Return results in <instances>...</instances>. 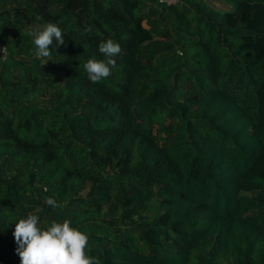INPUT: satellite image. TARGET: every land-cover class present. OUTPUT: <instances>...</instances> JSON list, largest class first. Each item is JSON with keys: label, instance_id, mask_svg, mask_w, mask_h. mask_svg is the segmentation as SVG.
Returning a JSON list of instances; mask_svg holds the SVG:
<instances>
[{"label": "trees", "instance_id": "1", "mask_svg": "<svg viewBox=\"0 0 264 264\" xmlns=\"http://www.w3.org/2000/svg\"><path fill=\"white\" fill-rule=\"evenodd\" d=\"M0 43V264L28 213L100 264H264V0H0Z\"/></svg>", "mask_w": 264, "mask_h": 264}, {"label": "clouds", "instance_id": "2", "mask_svg": "<svg viewBox=\"0 0 264 264\" xmlns=\"http://www.w3.org/2000/svg\"><path fill=\"white\" fill-rule=\"evenodd\" d=\"M28 35L32 37L36 57L43 59L44 63L52 60L50 46L53 39L59 45L65 42L62 30L55 23H47L42 29H32ZM98 51L105 59L89 58L82 65L92 83H99L112 75L116 66L113 58L120 55L122 48L116 41L107 39L99 43ZM45 203L52 209L60 206L51 197ZM71 223L67 219L62 222L53 220L42 226L40 216L35 213L19 218L12 235L20 264H100L98 258L86 253L88 236L72 227Z\"/></svg>", "mask_w": 264, "mask_h": 264}, {"label": "rangeland", "instance_id": "3", "mask_svg": "<svg viewBox=\"0 0 264 264\" xmlns=\"http://www.w3.org/2000/svg\"><path fill=\"white\" fill-rule=\"evenodd\" d=\"M212 7L219 10H227L233 7V0H205ZM255 100H264V95L259 94L255 96ZM252 100V102H255Z\"/></svg>", "mask_w": 264, "mask_h": 264}, {"label": "built area", "instance_id": "4", "mask_svg": "<svg viewBox=\"0 0 264 264\" xmlns=\"http://www.w3.org/2000/svg\"><path fill=\"white\" fill-rule=\"evenodd\" d=\"M4 48L3 44L0 43V49ZM5 54V49L0 50V58H3Z\"/></svg>", "mask_w": 264, "mask_h": 264}]
</instances>
